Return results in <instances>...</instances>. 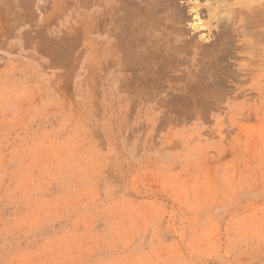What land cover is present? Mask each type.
Instances as JSON below:
<instances>
[{"label":"rangeland","instance_id":"374dc122","mask_svg":"<svg viewBox=\"0 0 264 264\" xmlns=\"http://www.w3.org/2000/svg\"><path fill=\"white\" fill-rule=\"evenodd\" d=\"M227 1L173 0L160 78L103 0H0V264H264V0Z\"/></svg>","mask_w":264,"mask_h":264},{"label":"bare ground","instance_id":"6f19581e","mask_svg":"<svg viewBox=\"0 0 264 264\" xmlns=\"http://www.w3.org/2000/svg\"><path fill=\"white\" fill-rule=\"evenodd\" d=\"M176 1V0H175ZM227 1V0H226ZM226 1H224L223 0V2H226ZM252 1L254 2V0H251L250 2L252 3ZM217 2V1H216ZM223 2H221V3H223ZM228 2V1H227ZM227 2H226V4H227ZM242 2H244V0L242 1ZM248 5H250L249 4V2L248 1H245ZM173 3V0H103V4H102V12H103V20L101 21V19H100V21L102 22V23H104V30H105V32H106V35H107V41H106V43H107V46H108V50H106V52H105V59L106 60H108V63H107V61H106V63L109 65V59H110V55L112 54L111 52H110V48H111V42H112V40H111V33H113L114 34V39L116 40V42H117V45H119L120 43L121 44H123V43H125V44H123L124 46L122 47V50H124V49H126L125 51L127 52V48L129 47L130 49H131V51H130V54H128V56L129 55H131V62L133 63V62H139L140 60H143L144 61V59H147V57H148V60H149V58L150 57H152L153 59H158V60H156L157 61V63H159V64H156V66L158 67H156L155 65V67L157 68V69H155V71L157 70V72L159 71V67L161 66V65H163L164 63V65L166 66V62L165 61H167L166 59H168L169 57L171 58L172 57V55H171V53H173L174 52V50L175 51H179V43H180V41H181V35H179V34H176L175 35V37L173 36V34H172V36L175 38L174 39V41L176 42V45L178 44V46H176L175 45V49L174 50H172V48H173V45L172 46H170L169 45V41L168 40H166V38H168L167 36H166V38H163V39H165L168 43H166V45H164L165 47H162L161 48V43L163 42V41H159V50L158 49H156L157 47H154V45L157 43H155V44H152L150 41V45L151 46H153L154 47V49H155V52L153 53V51L151 52V50H150V52L151 53H153L152 55H148L147 53H143V56H142V52H140V51H138V50H135L136 49V46H138V48L140 47L141 49H143V46H147L148 44H149V42H148V33L150 32V33H152L151 31H152V29H153V26L157 23V22H159V21H161V19H162V16H164V15H162V13L163 12H165V10L167 9L168 10V7L169 6H171V4ZM213 3H214V1H213ZM218 3V2H217ZM220 3V2H219ZM218 3V4H219ZM246 3H244V6L245 5H247ZM229 4V3H228ZM173 5V4H172ZM231 5V4H230ZM233 5V4H232ZM215 6V5H214ZM252 6V5H251ZM173 7V6H172ZM172 7H169V10H170V8H172ZM229 7H231V6H229ZM262 7V6H261ZM175 8H177L176 6H175ZM237 8V7H236ZM240 8V7H239ZM231 9V8H230ZM259 9V8H258ZM263 9H264V7H263ZM213 10V9H212ZM235 10V9H234ZM234 10H232V11H234ZM239 9H237V11H238ZM240 10H241V8H240ZM244 10V9H243ZM250 10V9H249ZM262 10V9H261ZM171 11V10H170ZM210 11V10H209ZM231 11V12H232ZM236 11V10H235ZM173 12V11H172ZM178 12H180L179 11V9H178ZM211 12H213V11H210V14H211ZM240 12V11H239ZM239 12H236V13H239ZM241 12H242V10H241ZM245 13H247L246 12V10L244 11ZM253 12H255V11H253ZM174 13V12H173ZM209 13V12H208ZM228 13L230 14V11H228ZM235 13V14H236ZM168 14V13H167ZM176 14V13H175ZM214 14V13H213ZM228 14V15H229ZM244 14V13H243ZM258 13L256 12L254 15H256V17L258 16L257 15ZM261 14H264V13H261ZM162 15V16H161ZM166 15V14H165ZM172 15V14H171ZM216 15H218V13L216 14ZM253 15V18H255V19H257L255 16ZM233 16V15H232ZM248 16H250L251 17V15H248ZM170 17V16H169ZM179 17H182L181 16V14L179 13V16H176V18H179ZM230 17V16H229ZM228 17V18H229ZM247 17V16H246ZM249 17V18H250ZM163 18H167V17H163ZM175 18V19H176ZM220 18H221V16H220ZM226 18V17H225ZM248 18V17H247ZM249 18H248V20H247V22L249 21ZM182 19H183V17H182ZM181 19V22L180 23H182V20ZM184 19H185V15H184ZM241 19V18H240ZM251 19V18H250ZM254 19V20H255ZM263 18H261V19H259V20H262ZM171 20H174V19H172L171 18ZM212 20V19H211ZM217 20H218V18H217ZM163 21V20H162ZM166 20H164L163 22L164 23H167V21L165 22ZM170 21V20H169ZM175 21V20H174ZM180 21V20H179ZM178 21V22H179ZM220 21H221V19H220ZM219 21V22H220ZM240 21V20H239ZM252 21H253V19H252ZM264 21V20H263ZM176 22V21H175ZM218 22V23H219ZM224 22H226V20L224 21ZM223 22V23H224ZM249 22H251V21H249ZM261 22V21H260ZM172 23H174V22H172ZM184 23V22H183ZM232 23V22H231ZM246 23V22H245ZM244 23V24H245ZM159 24V23H158ZM168 24V23H167ZM222 24V23H221ZM220 24V25H221ZM246 24H248V23H246ZM160 25V24H159ZM161 25H162V22H161ZM182 25V24H181ZM259 25V24H258ZM264 25V24H263ZM99 26V25H98ZM164 26V25H163ZM177 26V25H176ZM222 26V25H221ZM232 26V25H231ZM230 26V27H231ZM244 26V25H243ZM248 26H249V24H248ZM158 27V26H157ZM182 27V26H181ZM223 27V26H222ZM254 27V26H253ZM161 28V27H160ZM167 28V27H166ZM169 28H171V27H169ZM225 28V27H224ZM224 28H222V29H224ZM168 29V28H167ZM185 29V28H184ZM227 29V28H226ZM151 30V31H150ZM156 30H158V29H156ZM171 30H172V28H171ZM179 30H181V29H179ZM229 30H230V28H229ZM233 30V29H232ZM154 31H155V27H154ZM154 31H153V33H152V36H151V39H153L152 37H154V35L153 34H155L154 33ZM175 31V30H174ZM177 31V30H176ZM185 31V30H184ZM224 31V30H223ZM263 31V30H262ZM165 32H167V31H165ZM179 32V31H178ZM169 33H171V31L169 32ZM173 33V32H172ZM175 33V32H174ZM184 33V32H183ZM182 33V34H183ZM220 33V32H219ZM235 33V32H234ZM256 33H258V32H256ZM167 34V33H166ZM228 33H225V39H227L226 37V35H227ZM258 34H260V33H258ZM263 34V33H262ZM161 35V34H160ZM168 35V34H167ZM184 35V34H183ZM223 35V34H222ZM169 36V35H168ZM169 37H171V36H169ZM220 37V36H219ZM261 38H262V35L260 36ZM146 38L148 39L147 41H145V42H147L148 44L147 45H143L142 43V40L143 39H145L146 40ZM150 38V37H149ZM158 38V37H157ZM183 38V37H182ZM217 38H218V36H217ZM222 38V37H221ZM113 39V40H114ZM234 39V38H233ZM155 40H159V39H153V41L155 42ZM161 40V39H160ZM219 40H220V38H219ZM144 41V40H143ZM166 41H164V42H166ZM171 41H173V40H170V42ZM184 41H185V39H184ZM223 41H225V40H223ZM163 42V43H164ZM217 42V41H216ZM215 42V43H216ZM220 42V41H219ZM114 43V42H113ZM172 43V42H171ZM202 43V42H201ZM215 43L213 44V45H215ZM105 44V43H104ZM146 44V43H145ZM165 44V43H164ZM229 44H230V42H229ZM126 45L128 46L127 48H126ZM204 45V44H203ZM219 45V44H218ZM226 46V45H225ZM114 47V46H113ZM112 47V48H113ZM116 47V46H115ZM125 47V48H124ZM134 47H135V49H134ZM222 46H220L219 48H221ZM146 48V47H145ZM147 48H150V46L148 45L147 46ZM146 48V49H147ZM181 48H182V46H181ZM151 49V48H150ZM161 49H164V50H162L163 52H161ZM224 49V48H223ZM116 50V49H115ZM119 50V49H118ZM148 50V49H147ZM153 50V49H152ZM202 50H204V49H202ZM206 50V49H205ZM209 50H211L212 51V49L211 48H209ZM216 50V49H215ZM219 50V49H218ZM221 50V49H220ZM125 51H123L124 53H125V57H126V52ZM143 51H145V50H143ZM208 51V50H207ZM129 52V51H128ZM206 52V51H205ZM209 52V51H208ZM213 53H216V52H214V51H212ZM132 53V54H131ZM162 53H163V55H162ZM223 53V52H222ZM174 55H175V57H176V54L175 53H173ZM220 54V53H219ZM113 55H115V54H113ZM123 55V54H122ZM160 55H162V56H160ZM171 55V56H170ZM178 55V54H177ZM212 55V54H211ZM217 55V54H216ZM215 56V55H214ZM116 57V56H115ZM120 57V56H119ZM122 57V56H121ZM141 57H142V59H141ZM143 57H146V58H143ZM213 57V55L211 56V58ZM216 57V56H215ZM130 58V57H129ZM172 58H174V56L172 57ZM177 58V57H176ZM151 59V58H150ZM152 59V60H153ZM219 59V58H218ZM148 60H146L145 61V63L146 62H148ZM177 60V59H176ZM113 61H114V59H113ZM116 61H118V62H120L119 61V58L117 57L116 59H115V62ZM125 61H127V63L129 62V60H126V58H125ZM169 61H172L171 59L170 60H168V63H170ZM178 61V60H177ZM177 61H172V62H177ZM151 62V61H150ZM153 62H155V61H153ZM171 62V63H172ZM113 63V62H112ZM124 63V62H123ZM123 63H121V64H123ZM144 63V62H143ZM143 63H141V64H139V63H137V64H139L140 65V67H138L139 69H141L142 67H145L146 68V66L143 64ZM152 63V62H151ZM151 63H150V65H151ZM213 63H214V61H213ZM219 63V62H218ZM217 63V64H218ZM110 64H111V62H110ZM115 65H116V63H114ZM125 64V63H124ZM129 65H130V63H128ZM128 64L126 65V69L125 70H127V69H132V68H129V67H127L128 66ZM134 65H135V67H134V65H132L134 68H136V70H134V71H136L137 72V66H136V64L135 63H133ZM147 64H149V62L147 63ZM173 64H176V63H173ZM215 64V63H214ZM144 65V66H143ZM160 65V66H159ZM211 65V64H210ZM123 66V65H122ZM125 66V65H124ZM149 66V65H148ZM147 66V67H148ZM118 67V66H117ZM119 67H120V65H119ZM150 67H153L152 65L150 66ZM162 67V66H161ZM173 67V66H172ZM211 67V66H210ZM116 68V67H115ZM154 68V67H153ZM166 68V67H165ZM164 68V69H165ZM213 68V67H212ZM147 69V68H146ZM146 69H144V70H146ZM162 69V68H161ZM160 69V70H161ZM163 69V71H165ZM209 69V68H208ZM215 69V68H214ZM148 70H150L149 72H155V71H151V69L149 68ZM154 70V69H153ZM168 70H170V69H168ZM132 71V70H131ZM141 71V70H140ZM147 71V70H146ZM162 71V70H161ZM161 71H159L160 73V78H163V77H161V75H163L162 74V72ZM208 71V70H207ZM211 71H212V69H211ZM218 71V70H217ZM169 72V71H168ZM167 72V73H168ZM147 73V74H146ZM146 73H144V75L146 74V75H148V72H146ZM164 73V72H163ZM133 74V73H132ZM165 74V73H164ZM207 74V73H206ZM141 76V75H140ZM206 76V75H205ZM132 77V76H131ZM133 77H136V75H134ZM138 77V76H137ZM147 77V76H146ZM158 77H159V75H158ZM128 78H130V77H128ZM141 78V77H140ZM201 78V77H200ZM206 78V77H205ZM165 79V78H164ZM202 79V78H201ZM155 80V79H154ZM156 80H157V77H156ZM198 80V79H197ZM207 80L208 81H210L209 80V78H207ZM150 81V80H149ZM199 81V80H198ZM203 81V80H202ZM202 81L200 80L199 82L200 83H197V82H195V88L197 89V91L199 90V91H209L211 88H209V86L207 87V84L205 83V80H204V82L202 83ZM220 81H222V80H220ZM219 81V82H220ZM150 82H152V81H150ZM155 82V81H154ZM161 82V81H160ZM160 82H159V86L163 83V82H161V84H160ZM165 82V81H164ZM211 82V81H210ZM140 83V82H139ZM211 83H213V82H211ZM215 83V82H214ZM218 83V82H217ZM158 84V83H157ZM198 84V85H197ZM210 84V83H209ZM216 84V83H215ZM219 84V83H218ZM144 85V84H143ZM152 85H154V84H152ZM193 85V84H192ZM221 85V84H220ZM130 86H132V85H130ZM158 86V85H157ZM216 86L218 87V85L216 84ZM215 86V87H216ZM140 87V86H139ZM220 87V86H219ZM146 88V87H145ZM156 88H158V87H156ZM187 88V87H186ZM194 88V87H193ZM213 88V87H212ZM135 89V88H134ZM144 89V88H143ZM180 89V88H179ZM185 89V88H184ZM189 89V88H188ZM187 89V90H188ZM192 88H190V91H193V89L191 90ZM196 89L194 90V91H196ZM136 90V89H135ZM140 91V90H139ZM141 91H142V89H141Z\"/></svg>","mask_w":264,"mask_h":264}]
</instances>
